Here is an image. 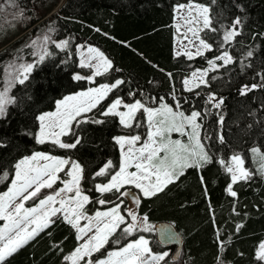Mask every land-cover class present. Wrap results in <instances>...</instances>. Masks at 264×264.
Wrapping results in <instances>:
<instances>
[{"label":"trees","instance_id":"1","mask_svg":"<svg viewBox=\"0 0 264 264\" xmlns=\"http://www.w3.org/2000/svg\"><path fill=\"white\" fill-rule=\"evenodd\" d=\"M198 1L210 4V0ZM20 2L30 15L22 28L24 31L34 23L45 22L43 17L58 5L59 0L43 11L28 3L29 0ZM175 3V0H64L58 11L49 16L54 17L58 37L69 41L68 47L60 49L52 44L51 55L33 69L28 81L13 87L15 103L8 106L6 117L0 118V142L5 145L0 147V170L11 172L12 164L18 159L43 150L77 160L84 167L85 176L89 177L108 160L113 164L120 162L119 146L113 137L139 130L147 132L142 110L135 119L140 121V126L133 124L131 128L120 125L119 117L101 116L100 110L117 97L125 101L139 99L149 106L159 105L161 98L162 102L175 106V97L183 112L201 111V135L206 148H211L212 163L201 169L185 170L184 175L163 192L143 198L136 206L138 214H146L149 222L172 221L184 237V249L178 253L176 247L160 244L154 231L145 232L152 249L170 251V257L163 264H264L257 255L264 241V175L253 170L251 180L233 185L237 196L232 197L227 192L230 175L218 162L223 159L229 164L230 157L239 154L246 163H253L251 148L258 146L264 152V89L257 88L246 96L239 94L242 85L264 83L257 76V73L264 75V36L257 35L264 33V0H235L244 6L243 14L234 6L233 0H217L212 5L213 26L217 20L229 24L235 16H245L242 35L229 49L236 63L211 70L208 74L210 87L201 85L191 92L183 84L184 76L190 70L205 67L209 59L219 54L215 43L219 37L203 32L202 37L213 44L212 52L192 59L183 54L177 56ZM80 42L100 46L111 59L113 70L93 81L75 80L76 71L82 73V77L93 73V69L81 67L76 47ZM248 50H253L254 54L245 58ZM249 64L251 67H247ZM115 79L125 83L109 93L98 108L86 114L105 122L78 126L74 123L72 131L81 139L75 149H61L51 142L37 143L39 121L36 118L41 112L54 109L55 102L66 94L99 83H113ZM129 92L137 94L130 96ZM211 93L223 97L221 108L216 109L207 102ZM219 116H223L222 125L218 123ZM221 134L223 143L219 141ZM64 138L67 142L74 139L71 135ZM10 180L11 176L0 183V192L8 188ZM106 181L107 177H98L81 183L91 199L85 205L88 212L110 205H100L96 203L98 199L115 202L113 194L101 195L95 191L97 183ZM238 225L242 226L237 231ZM135 235L137 233L121 238L117 244L115 240L121 236L118 231L110 239L109 248L122 245ZM221 243L223 247L219 246ZM79 244L75 230L57 220L9 257L6 264H66L64 257L71 255Z\"/></svg>","mask_w":264,"mask_h":264},{"label":"snow or ice","instance_id":"2","mask_svg":"<svg viewBox=\"0 0 264 264\" xmlns=\"http://www.w3.org/2000/svg\"><path fill=\"white\" fill-rule=\"evenodd\" d=\"M217 0H210L209 5L181 4L176 6V10H184V23L187 31L183 33V38L188 40L190 45L195 46V56H204L206 52L213 51V44L208 43L200 33H214L219 39L215 41L219 54L214 59L207 61L209 68L216 71L218 68L226 67L236 63L227 46L231 45L237 37L242 35L245 16H235L229 24H224L217 20L213 26L212 5ZM234 6L243 14L244 6L235 3ZM179 31L180 25H177ZM191 34L193 39H188ZM257 35L264 36V33ZM211 38V37H209ZM50 36H44L43 40L48 42ZM37 42H32V47H36ZM68 40H61L56 47L65 49L68 47ZM91 54L87 64L81 61V67L94 69L92 75L82 77L79 74L74 76L75 80L87 79L93 81L95 77L105 75L113 70L112 61L103 52L96 48H89ZM193 58L191 51L184 53L177 52ZM253 50H248L245 58L253 56ZM51 53L45 51L43 47L35 63L9 64L11 70L8 76L7 87L0 91V118L7 115V107L15 103L9 95V91L15 84L24 85L28 81L30 74L38 64L43 63ZM220 62V63H217ZM251 67V64L247 65ZM209 69L196 70L191 73V77L185 79L183 84L187 91H193V87L199 88L201 85L210 87L208 79ZM171 76V74H169ZM261 81L264 75L257 73ZM216 79V77H212ZM125 83L124 80L115 79L111 84H102L86 91L78 92L74 95L65 96L56 101V111L45 112L37 116L39 121V135L37 143L45 144L51 142L61 149H75L81 139L72 131V125L81 123L103 124V119H92L86 114L98 108L101 101L108 97L115 89ZM191 85V86H190ZM264 89V83H253L242 85L240 95L246 96L249 92L257 89ZM137 93L129 92L130 96ZM199 95V93H197ZM175 108L166 102L159 103L156 108L146 107L140 100L133 103H124L122 98H115L104 110H100V115L119 117V123L125 128L133 126L132 121L138 111L147 114L149 131L147 139L136 147L141 141L139 135L115 136L113 140L119 146L122 159L118 164H113L111 160L104 163L89 177L85 176V169L78 161L70 158H61L34 152L29 156H24L12 164V171L0 170V183L10 180V187L7 192L0 195V220L6 221L0 228V264H6L9 257L17 253L30 241L35 240L41 232L55 224L57 220L66 222L77 234V239L83 241L74 249L71 255H66L65 260L71 264H161L170 257L168 251L153 252L150 246L151 241L144 235L137 236L136 239L126 241L118 249L112 251H102L112 237L119 231L121 236L117 237L115 243L119 244L120 239L132 236L135 233L155 230V226L148 222V216L139 215L136 210L126 209L121 213L122 197H129L136 206H139L143 198H151L163 192L169 185L175 183L184 175L185 170L190 168L201 169L212 163V156L209 154L211 148L205 147L201 140V124L198 122L201 111L193 110L189 115L179 111L180 101L173 97ZM207 102L212 107L219 109L224 103L223 97H217L215 93L207 96ZM123 107L125 111L119 109ZM79 118V119H78ZM219 124H223V116H219ZM172 132L181 133L188 136V143L169 138ZM71 135L74 139L70 143H65L62 137ZM219 141L223 143V135L219 136ZM5 145L0 142V147ZM258 148H252V153H259ZM264 159V157H262ZM231 163L226 164L223 159L218 162L225 166L230 175V183L227 192L236 197L233 185L239 181H247L253 178V172L244 167V158L239 154L230 157ZM67 177L62 179L60 174ZM260 174L264 175V164L261 165ZM107 177L105 183L95 185V191L103 194L111 193L115 197L112 199H98L96 203L100 205L113 204L106 211H96L94 215H87L85 205L91 202L89 195L81 187V183L88 178L96 179ZM204 177L200 180L203 183ZM59 182L62 187H54ZM125 186H132L138 189L140 194L131 191H122ZM51 189V194L41 195L44 190ZM29 200H36L32 207H25ZM55 218V219H54ZM81 221H85L82 225ZM123 225V227H121ZM242 225L237 226V231ZM219 236V233H217ZM223 247V244H219ZM100 255L93 259L94 254ZM258 258L264 260V244L260 245Z\"/></svg>","mask_w":264,"mask_h":264},{"label":"rangeland","instance_id":"3","mask_svg":"<svg viewBox=\"0 0 264 264\" xmlns=\"http://www.w3.org/2000/svg\"><path fill=\"white\" fill-rule=\"evenodd\" d=\"M54 1H56V0H31V1L29 0L28 3L35 4L36 6L39 7V9L41 11H43L45 8H48L51 4H53ZM63 1L64 0H59V3H62ZM175 1H176L175 10H176V6L177 5H181V4L187 5L190 2L193 3V4H204V3L199 2L198 0H175ZM204 5H206V4H204ZM56 6L52 9L51 12H49L47 15H45L43 17V19L45 18V22L34 23L33 25H31L29 27V29L23 31L22 28L24 26V23L26 21H29L28 19L30 18L29 13L26 11V6L23 3H21L20 0H0V54L3 57L2 59H0V65H1L0 66V91H3L4 88L7 87L8 76H9V73L11 71L8 68L9 64H17V65H19L21 63H35L37 61V59H38V56H39V54L41 52V48L42 47H43V49L45 51L50 52V47H52V44H58L61 40H67L66 38L58 37L56 25L54 23V17L53 16H49L53 11H58V7H56ZM185 15H186V13L184 12V10H180L179 12L176 10L175 25L176 26L180 25L179 31L177 30V35L175 37V46L177 47L176 53L177 52L184 53L186 51H191L193 53V56H195V46L194 45H190L188 43V40H185L183 38V35H182L183 33H185L187 31V26L184 23V16ZM46 35L50 36V38H51L48 42H45L43 40V37L46 36ZM200 35L202 36V33H200ZM188 39H193L191 34L188 35ZM7 40H10V41L7 42V43H4ZM33 41L37 42L36 47H32V42ZM230 46L231 45L227 46V50L229 52H230V50H229ZM76 47H77V54L79 56L80 62L83 60L85 64H87L88 58L91 55L88 52L89 48L99 49L108 58L107 54L98 45H95V44H92V43L80 42V43H78L76 45ZM214 58H212V59H214ZM217 63H220V62H217ZM204 69H209L208 74L211 71V69L209 68V65L207 64L205 67L195 68L193 70H190L187 73V75L184 76V80L190 78L191 77V73L193 71L204 70ZM93 72H94V69H93ZM76 74H79L80 76H83V74L80 73L79 71H76L74 73V76ZM92 74H89V75H92ZM89 75H87V76H89ZM206 78L208 79V75H207ZM102 84H111V83H99V84H96V85H91V86H89L86 89H80L78 91L66 94L65 96L74 95V94H76L78 92L86 91L89 88H95V87H98V86H100ZM12 89H13V87L10 89L9 95L13 99ZM65 96H63V97H65ZM62 98H60V99H62ZM60 99H58V100H60ZM122 100H123L124 103L130 104V103H133L135 100H139V99H134L132 101H125L124 99H122ZM168 104L172 105L170 103H168ZM107 106L104 109H106ZM145 106L146 107H151V108H156L159 105L149 106V105L145 104ZM172 106L175 108L174 105H172ZM7 109H8V107H7ZM119 110L120 111H125V109L123 107H121ZM178 110L182 111L180 108ZM54 111H56V106H55L54 109L43 111L40 114L45 113V112H54ZM137 113L135 114V119H136ZM189 114L190 113H185V115H189ZM145 117H146L145 126L147 128V132L146 133H142L139 130L138 132L124 133V134H120L118 136H122V135L123 136L139 135L141 137V141L136 145V147L141 146V144L147 139V133L149 131V126H148V120H147V114L146 113H145ZM135 119L132 121V124H137L138 126H140V121H136ZM198 122L200 123L199 120H198ZM73 125H74V123H73ZM73 125H72V130H73ZM38 135H39V128H38V130L36 132V138L38 137ZM200 137H201V140L203 141L202 135H201V129H200ZM169 138L171 140H180L182 143H185V144H187L189 142L187 135H181V133H177V132H172L170 134ZM62 140L65 143H70V142H67L64 137H62ZM252 148H258L260 151H259V153H252L251 152V155H252L251 161L253 163H246V161L244 160L245 161L244 167L246 169L252 171V172H253V170H255L256 172L260 173L261 165L264 164V159H262V157H264V152L258 146H253ZM119 151H120V149H119ZM34 152H43L45 154H49V155L56 156V157L70 158V157L57 155V154H54V153H51V152H48V151H43V150H37V151H34ZM34 152H32V153H34ZM31 154H28V155H25V156H29ZM70 159L73 160V161H77V160H75L73 158H70ZM120 159H122L121 152H120ZM229 163H231V161H229ZM60 176H61L62 179H66L67 178L64 175V173H61ZM99 183H105V182H99ZM99 183H97V184H99ZM10 186L11 185L9 184L8 188ZM62 186L63 185L60 184L59 182H57V184L54 185V187H57V188L58 187H62ZM8 188L2 190L0 192V195H2L3 193L7 192ZM123 191H131V192L136 193L138 195L140 194L139 190L135 189L132 186H125ZM51 192H52L51 189H46V190H44V192L41 195L43 196L44 194H51ZM122 201H123V203L121 204V213L122 214L125 213L126 209L136 210V205L134 204V202L129 197H127V198L125 197L124 199H122ZM36 203H37L36 200H29V201H27L25 203V207L26 208L27 207H32ZM112 206H113V204H110L108 206L99 207V208H96L92 212H88L86 209H84V210L87 213V215L91 216V215H94V213L96 211H106ZM0 221H1L0 228H2L4 226V224L6 223V221H4V220H0ZM84 223H85V221H81L82 225ZM149 223L154 225V223H152V222H149ZM154 232H155V230H154ZM139 235H144L146 238H148L150 240V238L146 235V233L143 232V233H137V235H135L134 237H132L128 241L136 239L137 236H139ZM79 241H80V244L83 242L81 240H79ZM261 244H264V241ZM120 246L121 245L109 248V243H108L105 246V249L102 250V251H105V253H106L107 251L116 250ZM165 251H168L170 253V251L168 249L165 250ZM153 252H157V251L153 250ZM259 252H260V246L258 248L257 255H258ZM99 255H100L99 253L94 254L93 259L97 258ZM66 264H71V261L67 260ZM161 264H163V262H161Z\"/></svg>","mask_w":264,"mask_h":264},{"label":"water","instance_id":"4","mask_svg":"<svg viewBox=\"0 0 264 264\" xmlns=\"http://www.w3.org/2000/svg\"><path fill=\"white\" fill-rule=\"evenodd\" d=\"M60 4L58 3L56 7L59 8ZM154 226L156 239L160 244L167 248L176 247L178 253L182 252L185 245L184 237L172 221L159 220Z\"/></svg>","mask_w":264,"mask_h":264},{"label":"crops","instance_id":"5","mask_svg":"<svg viewBox=\"0 0 264 264\" xmlns=\"http://www.w3.org/2000/svg\"><path fill=\"white\" fill-rule=\"evenodd\" d=\"M176 50H177V47L175 46V52H176ZM108 59H110L109 57H108ZM111 60V59H110ZM86 89V88H85Z\"/></svg>","mask_w":264,"mask_h":264}]
</instances>
